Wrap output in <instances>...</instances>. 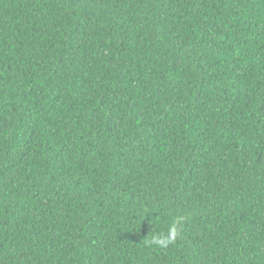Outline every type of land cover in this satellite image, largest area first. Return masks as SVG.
<instances>
[{
	"label": "trees",
	"instance_id": "1",
	"mask_svg": "<svg viewBox=\"0 0 264 264\" xmlns=\"http://www.w3.org/2000/svg\"><path fill=\"white\" fill-rule=\"evenodd\" d=\"M0 264H264V0H0Z\"/></svg>",
	"mask_w": 264,
	"mask_h": 264
},
{
	"label": "clouds",
	"instance_id": "2",
	"mask_svg": "<svg viewBox=\"0 0 264 264\" xmlns=\"http://www.w3.org/2000/svg\"><path fill=\"white\" fill-rule=\"evenodd\" d=\"M183 219V216H177L168 226L167 232H160L153 235L150 243L158 247H166L175 243L181 236L180 224Z\"/></svg>",
	"mask_w": 264,
	"mask_h": 264
}]
</instances>
